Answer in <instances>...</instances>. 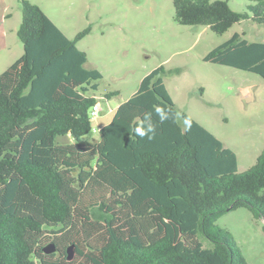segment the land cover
Here are the masks:
<instances>
[{"label": "trees", "instance_id": "1", "mask_svg": "<svg viewBox=\"0 0 264 264\" xmlns=\"http://www.w3.org/2000/svg\"><path fill=\"white\" fill-rule=\"evenodd\" d=\"M20 1L24 53L0 74V264H251L217 221L243 207L264 220V148L239 171L233 149L180 113L163 66L119 104L97 140L85 139L102 78L77 47L91 27L70 39L39 5ZM251 1L244 12L227 0L174 7L181 24L223 34L244 19L264 25V0ZM244 35L235 32L205 61L264 79V42ZM149 124L154 134L139 136ZM46 231L61 235L45 241ZM47 242L54 251L45 252Z\"/></svg>", "mask_w": 264, "mask_h": 264}, {"label": "rangeland", "instance_id": "2", "mask_svg": "<svg viewBox=\"0 0 264 264\" xmlns=\"http://www.w3.org/2000/svg\"><path fill=\"white\" fill-rule=\"evenodd\" d=\"M29 1L39 5L70 39L91 27L77 47L87 54L85 66L102 73L95 91L101 112L93 121L94 129L108 123L118 105L138 90L141 80L163 66L164 82L180 113H187L233 149L239 171L256 163L264 148V79L250 71L205 61V56L235 32H244L249 41L264 42V25L244 19L218 34L209 26L181 24L176 19L174 0ZM227 1L238 12L256 4L251 0ZM6 6L13 14L6 22L11 33L9 29L19 28L22 21L21 1L0 0V7ZM11 43L12 49L0 55V74L10 60L20 58L22 54L15 53L19 46L23 53V43L16 32ZM88 88L91 94V86ZM112 91L117 94L107 98ZM94 129L84 138L97 140L99 131ZM59 141L72 139L64 137ZM25 195L29 197L27 192ZM217 223L232 232L251 264H264L263 219L254 218L243 207L227 211ZM60 235L46 231L44 240L49 236L52 242ZM70 253L72 259L79 257L75 249Z\"/></svg>", "mask_w": 264, "mask_h": 264}, {"label": "crops", "instance_id": "3", "mask_svg": "<svg viewBox=\"0 0 264 264\" xmlns=\"http://www.w3.org/2000/svg\"><path fill=\"white\" fill-rule=\"evenodd\" d=\"M4 4H5V2H4ZM12 16H13V14L10 12V9L6 6L5 8H1L0 7V23H2L1 25H0V55H2L4 52L5 53H7L10 49H12L11 48V45H12V43H11V37L15 34V32H16V35H17V30H18V27H16V26H14V27H12V28H10L9 30H10V32L11 33H9L8 31H7V25H6V22L10 19L11 20V18H12ZM21 23V22H20ZM12 42H13V44L16 42V38L15 39H13L12 40ZM13 47H14V45H13ZM21 47L19 46V48H18V50H17V52H15L16 54H17V56H20V54H22L23 55V53H24V47H23V53H20L21 52ZM21 55V56H22ZM21 56H20V58H21ZM19 58V59H20ZM18 59V60H19ZM17 60V61H18ZM16 59H14V60H10L8 63H7V67H6V69H5V71L10 67V66H12L13 64H15L16 62ZM119 106V105H118ZM107 124V123H106ZM103 125H105V124H103ZM103 125H99L100 127L101 126H103ZM99 127V128H100Z\"/></svg>", "mask_w": 264, "mask_h": 264}, {"label": "clouds", "instance_id": "4", "mask_svg": "<svg viewBox=\"0 0 264 264\" xmlns=\"http://www.w3.org/2000/svg\"><path fill=\"white\" fill-rule=\"evenodd\" d=\"M156 111H157V113L160 114V116H161V120L165 119V116H164V114H163V112H162L161 109L158 108ZM187 123H188L189 126H190V123H191V122H190V121H187ZM136 131H137V134H138L139 136L143 137V136L147 135L148 133H153V134H154V131H155V130H154V128L152 127V125L149 124V125H148V128H147V131H145L143 128H137ZM149 138H151V137H149Z\"/></svg>", "mask_w": 264, "mask_h": 264}, {"label": "built area", "instance_id": "5", "mask_svg": "<svg viewBox=\"0 0 264 264\" xmlns=\"http://www.w3.org/2000/svg\"><path fill=\"white\" fill-rule=\"evenodd\" d=\"M100 112H101V106H100V103L97 102L91 109V112H90V115H91V119L94 121V120H97V118L99 117L100 115ZM94 131H99V128L98 129H94Z\"/></svg>", "mask_w": 264, "mask_h": 264}, {"label": "water", "instance_id": "6", "mask_svg": "<svg viewBox=\"0 0 264 264\" xmlns=\"http://www.w3.org/2000/svg\"><path fill=\"white\" fill-rule=\"evenodd\" d=\"M73 246H74V245H71V246L69 247L68 251H70V250L73 248ZM44 250H45V252H47V253H50V252L54 251V250H55V245H54V243H50V244H48V245L44 248ZM69 258H72V254H71V253H70V255H69Z\"/></svg>", "mask_w": 264, "mask_h": 264}]
</instances>
